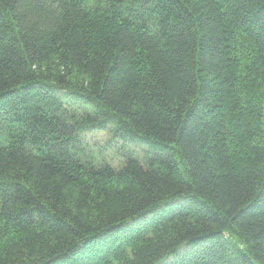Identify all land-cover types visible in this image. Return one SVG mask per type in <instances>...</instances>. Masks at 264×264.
I'll use <instances>...</instances> for the list:
<instances>
[{"label": "trees", "instance_id": "16d2710c", "mask_svg": "<svg viewBox=\"0 0 264 264\" xmlns=\"http://www.w3.org/2000/svg\"><path fill=\"white\" fill-rule=\"evenodd\" d=\"M0 264H264V0H0Z\"/></svg>", "mask_w": 264, "mask_h": 264}, {"label": "rangeland", "instance_id": "374dc122", "mask_svg": "<svg viewBox=\"0 0 264 264\" xmlns=\"http://www.w3.org/2000/svg\"><path fill=\"white\" fill-rule=\"evenodd\" d=\"M101 139V137H95V140L97 141V142H99L98 140H100Z\"/></svg>", "mask_w": 264, "mask_h": 264}]
</instances>
